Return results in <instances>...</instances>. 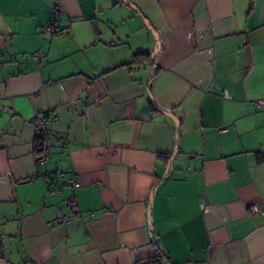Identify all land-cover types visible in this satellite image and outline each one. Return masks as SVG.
I'll return each mask as SVG.
<instances>
[{"label":"crops","instance_id":"obj_1","mask_svg":"<svg viewBox=\"0 0 264 264\" xmlns=\"http://www.w3.org/2000/svg\"><path fill=\"white\" fill-rule=\"evenodd\" d=\"M258 99L264 0H0L4 253L264 264ZM37 114L54 132L39 166Z\"/></svg>","mask_w":264,"mask_h":264},{"label":"built area","instance_id":"obj_2","mask_svg":"<svg viewBox=\"0 0 264 264\" xmlns=\"http://www.w3.org/2000/svg\"><path fill=\"white\" fill-rule=\"evenodd\" d=\"M54 8H55V10H58L60 8L59 4L55 5ZM46 30L50 31L51 28L46 27ZM31 58L33 60H37V59H39V54L37 52L32 53ZM254 103L258 108H264V99H258ZM219 129H220V131L224 130L223 128H219ZM33 130H34V135L36 136V138H39L41 141L40 151L35 156V163H36V165L39 166L48 158L49 148L51 145V140L54 136V132L49 127L48 120L46 119L45 114H40V115L37 114L34 116ZM68 182L73 187H78L80 185L79 180L75 176L70 177ZM65 205L67 207H69L72 211L76 212L77 211L76 197L73 195L66 197L65 198ZM261 210L262 209H260L256 205H251L249 207V211H251V212H257V211H261ZM59 220L62 222H65V221H67V218L61 217ZM0 256L3 258L4 264H12L11 261L9 260V258L4 253L1 245H0Z\"/></svg>","mask_w":264,"mask_h":264},{"label":"trees","instance_id":"obj_3","mask_svg":"<svg viewBox=\"0 0 264 264\" xmlns=\"http://www.w3.org/2000/svg\"><path fill=\"white\" fill-rule=\"evenodd\" d=\"M36 145H37V150L39 152L40 151V148H41V141H40L39 138L36 139ZM162 254L163 253L161 252L160 255H162ZM138 264H159V258L156 257V258H152V259H149V260H146V261H141Z\"/></svg>","mask_w":264,"mask_h":264}]
</instances>
